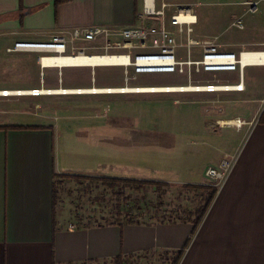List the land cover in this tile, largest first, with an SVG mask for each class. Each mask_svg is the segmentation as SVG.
I'll use <instances>...</instances> for the list:
<instances>
[{
    "label": "crops",
    "instance_id": "obj_1",
    "mask_svg": "<svg viewBox=\"0 0 264 264\" xmlns=\"http://www.w3.org/2000/svg\"><path fill=\"white\" fill-rule=\"evenodd\" d=\"M161 2L166 1L157 0L158 5ZM141 5L142 0H0V90L29 91L45 84L50 87L47 90L124 86L123 68L116 66H101L115 68L120 76L116 85L101 82L95 86L94 69L90 68L91 86H72L69 80L64 86L63 69L88 67L41 68L36 54L7 53L6 49L21 41L46 42L54 35L67 37L73 29L137 26L136 15ZM207 41H213L220 50L236 54L264 50L261 40L220 43L215 38ZM102 45L103 41L78 44L89 54L101 53ZM196 49L200 58L202 50ZM182 51L183 56L177 52L178 58L185 60ZM263 73L264 66L249 65L242 71L204 73L209 76L196 81L193 76L202 73L192 72V83H243L242 92L70 95L126 101L127 107H131V102L148 99L142 96L163 97L158 116L165 119L166 134L161 135L177 140L184 145L182 148L191 144L189 139L207 140L195 154L198 160L193 163V179L197 182L203 181L207 167L217 166L226 155L235 157L232 170L195 231L189 222L179 220L148 224L120 222L70 229L72 224L65 222L66 215L59 217L56 183L61 181L59 178L91 174L89 167L76 166L72 159L74 150L69 148L72 140L69 138L73 129L57 123L43 124L41 117L26 114L19 116L23 117L20 122H0V264H105L116 258L159 252L181 254L178 264H264V123L259 122L264 111V104L260 109L264 101ZM138 77L128 86H141L134 84ZM188 82L187 77L186 83L180 85ZM114 110L118 118L104 119V125L120 122L122 115L118 109ZM131 116L128 114L125 118L132 123L130 130H138L139 123L149 125L136 114ZM235 119H241L244 126L240 129L226 126ZM209 121L224 126L212 137L205 128ZM81 124V136L85 137L86 130L92 129L84 127L82 121ZM9 126L22 128L4 129ZM150 130H146L150 136L160 134L158 129ZM238 137L239 141L235 142L234 138ZM81 144L89 148L90 140L83 138ZM190 162L183 165L184 175L178 168L180 177L185 178L189 169L192 170Z\"/></svg>",
    "mask_w": 264,
    "mask_h": 264
},
{
    "label": "rangeland",
    "instance_id": "obj_2",
    "mask_svg": "<svg viewBox=\"0 0 264 264\" xmlns=\"http://www.w3.org/2000/svg\"><path fill=\"white\" fill-rule=\"evenodd\" d=\"M165 1L172 8L188 6L193 9L197 18V22L193 26V38L196 40L203 41L216 38L220 43H248L259 40L264 43V4L260 2L255 13H249L247 11L248 6L243 4V2L257 0ZM237 18H242L244 30L231 27V23ZM86 53L89 54L88 51ZM178 54L183 56L184 53L179 50ZM192 58H199L198 49H193ZM114 69L112 67L94 68L96 81L94 85L99 86L101 82L107 85H116L115 82L120 76L115 73ZM248 70L246 69L247 73ZM62 73L64 86L68 80L72 86H91L90 68H67L63 69ZM45 76H47V71H45ZM207 76L209 74H196L193 76V80L197 81L200 77ZM186 80V75H142L134 84L141 86L180 85L185 84ZM49 88L45 84L39 89L47 90ZM70 95L0 97V122H10V120L20 122L23 117L20 118L19 116L26 114L34 116V118L41 117L43 124L55 125L57 123L59 126L73 129L74 133H70L69 138V140L72 138L69 148L74 150L72 159L78 164L76 166L89 167L91 174L78 176L81 178L78 182L69 178H59L61 181H57L59 217L66 215V223H71L75 228H78L106 226L117 222L125 223L126 221L137 224L167 222L168 219L186 221V217L189 216L187 212L196 211L203 203V196L199 192L194 193L183 187L189 185L217 189L215 183L206 179L205 176L201 182L193 179V172L195 171L193 163L195 159L198 160L195 154H197L198 147L202 142V145L207 143L206 139H189L191 144L182 148L184 145L179 144L177 140H170V138L161 135L166 134L163 122L165 119L163 120L162 117L158 116L163 103L160 100L163 97L142 96L148 99L131 102V108L127 107L129 104H126V101L111 102L109 99L99 100V98L90 99L87 96ZM138 104V108L135 109L134 106ZM263 104L264 101L260 103V109ZM114 109H118L119 114L122 115L119 117L120 122L104 125L105 120L109 121L117 117L114 116L116 112ZM128 114H131V117H135L136 114L140 121L145 119L149 125L139 123V125L137 124L138 130H130L132 123L125 119ZM81 121L84 122V127L92 129L91 131L86 130L85 137H82L83 134H81L83 128ZM223 127L213 121H209L205 125L208 130L207 133L211 137ZM151 128L153 131L160 130V134L150 136L146 130L151 131ZM228 137L232 138L230 135ZM83 138L90 140L89 148L85 144L82 146L81 140ZM115 138L121 140H112ZM234 139L236 142L240 138ZM189 162L192 163L190 166L192 170L189 169L185 178L180 177L178 168L182 169L184 175L186 168H183V165L186 163L188 165ZM86 177L88 178L84 180ZM89 178L138 180L147 182L150 186L153 183L160 186L156 188L157 191L150 186H145L141 192L136 193L128 190L125 192L127 202L124 203L122 199L116 196L119 188L104 189L102 186L90 182ZM164 185L166 186L164 187ZM117 203L121 205L119 210L116 209ZM117 211H119V215H116ZM190 225L193 227V224L190 223ZM176 257L177 254L147 253L126 258L128 261L126 260L124 264H172ZM105 264H113V262L106 261Z\"/></svg>",
    "mask_w": 264,
    "mask_h": 264
},
{
    "label": "built area",
    "instance_id": "obj_3",
    "mask_svg": "<svg viewBox=\"0 0 264 264\" xmlns=\"http://www.w3.org/2000/svg\"><path fill=\"white\" fill-rule=\"evenodd\" d=\"M246 2L249 13H255L259 3ZM138 25L132 27H91L73 29L67 37L54 35L46 42L21 41L7 48V53H34L41 68L44 59L68 58L77 60L81 57L93 60L100 57L113 59L109 63H74L68 67H88L94 69L101 66L123 68L125 85L106 89H74L71 95H113V94H185V93H225L242 92L243 83L237 85L219 83H192L194 73L235 72L249 65L264 66V50L255 52L241 51L238 54L223 51L213 41H199L193 38V26L197 18L193 9L188 6L172 8L166 2L157 4V0H142L141 10L136 15ZM231 26L242 30L241 18H237ZM103 41L101 53L87 54L85 47L79 43H96ZM201 48L199 59H192V49ZM184 50L186 59L178 58V50ZM253 55V57H249ZM246 56V57H244ZM253 60L255 64L248 63ZM65 67V66H64ZM52 68V67H50ZM54 68H62L55 66ZM186 74L189 82L186 85H152L128 86V83L141 75ZM43 89V88H42ZM42 89L29 91H0V97H41ZM84 91H87L83 93ZM49 96V95H47ZM241 119L226 123V126L240 129L244 126ZM235 162L234 156H224L217 166L207 167L204 176L217 186L224 183ZM70 229L75 226L69 225Z\"/></svg>",
    "mask_w": 264,
    "mask_h": 264
},
{
    "label": "trees",
    "instance_id": "obj_4",
    "mask_svg": "<svg viewBox=\"0 0 264 264\" xmlns=\"http://www.w3.org/2000/svg\"><path fill=\"white\" fill-rule=\"evenodd\" d=\"M259 122L264 123V111H263V113L259 119ZM5 128L6 129H10V128L11 129H20L22 127L9 126V127H4V129ZM68 178L72 179L74 182H78V180L81 179L78 176L68 177ZM87 178L88 177H86L84 180H86ZM89 179L91 180L90 182L95 183V185H100L104 189L114 190L115 188H119V192L117 193L116 196L119 199H122V201L124 203L127 202V200L125 199V192L126 191L129 190V191H133L135 193L141 192L142 189L145 188V186H150L149 183L143 182V181H138V180L113 179V178H89ZM159 186L160 185L153 183V184H151L150 187H153L156 189ZM165 186L166 185H164V187ZM183 188L190 189L194 193L199 192L203 196L202 205L194 212H191V213L187 212V215H189V216L186 217V221L193 224V229L195 231L199 227V225L201 224V222H202L210 204L212 203L218 189H210V188H206L203 186L202 187H198V186L196 187V186H189V185H185ZM156 191H157V189H156ZM120 207H121L120 203H117L116 209L119 210ZM119 214H120L119 211H117L116 215H119ZM177 219H179V218H177ZM166 221L167 222H175L177 220L173 221L172 219H168ZM117 223L120 224V222H117ZM125 223L130 224L132 222L126 221ZM180 255H177L176 259L172 262V264H178L179 259H180ZM126 260H127L126 258H123V259L122 258H116V259H113L112 262H113V264H124Z\"/></svg>",
    "mask_w": 264,
    "mask_h": 264
},
{
    "label": "bare ground",
    "instance_id": "obj_5",
    "mask_svg": "<svg viewBox=\"0 0 264 264\" xmlns=\"http://www.w3.org/2000/svg\"><path fill=\"white\" fill-rule=\"evenodd\" d=\"M246 57V56H244ZM249 57H253V55H250ZM113 59L107 58V57H100V58H96L93 60H88L87 58L81 57L77 60H72V59H68V58H54V59H44L42 61L44 66H49L46 68H54L55 66H60V67H68L70 64H74V63H81V64H85V63H92V62H98V63H109L112 62ZM248 63L250 62L251 64H255V62L253 60H248ZM87 91H84L83 93H85ZM76 93V91L74 90H64V89H57V90H42V94L44 95H68V94H73Z\"/></svg>",
    "mask_w": 264,
    "mask_h": 264
}]
</instances>
